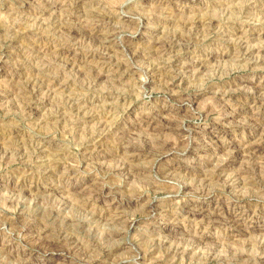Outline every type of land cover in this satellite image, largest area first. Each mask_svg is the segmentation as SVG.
I'll list each match as a JSON object with an SVG mask.
<instances>
[{
    "label": "rangeland",
    "instance_id": "obj_1",
    "mask_svg": "<svg viewBox=\"0 0 264 264\" xmlns=\"http://www.w3.org/2000/svg\"><path fill=\"white\" fill-rule=\"evenodd\" d=\"M0 264H264V0H0Z\"/></svg>",
    "mask_w": 264,
    "mask_h": 264
},
{
    "label": "bare ground",
    "instance_id": "obj_2",
    "mask_svg": "<svg viewBox=\"0 0 264 264\" xmlns=\"http://www.w3.org/2000/svg\"><path fill=\"white\" fill-rule=\"evenodd\" d=\"M75 20V19H74ZM254 36H256V35H254ZM260 39H262L261 37L260 38H258L257 37V40H260ZM252 40V39H251ZM251 40H250V43H251ZM250 43H249V39L247 40V41H245V43H244V45H246L245 47H244V49H245V51H246V53H245V55H247L249 52H251V50L253 49V47H251V45H250ZM241 45V44H240ZM157 51V50H156ZM239 53V52H238ZM250 54V53H249ZM244 58V57H243ZM103 59V58H102ZM109 63V62H108ZM109 65V64H108ZM198 65V64H197ZM194 67H193V64H190V63H186V64H183V66H182V70L183 71H189V70H191V69H193ZM196 68V67H195ZM184 73H186V72H184ZM189 73V72H188ZM255 147H256V145H254ZM157 147H159V148H157L158 150H159V152H157V154L160 156V158L161 157H164V156H167V152H165L166 151V149H165V147H164V145L163 144H158L157 145ZM246 150H248V151H251L252 153L251 154H253V153H255L256 151H252V150H254L253 149V146H251V145H247L246 146ZM155 152H156V150H155ZM129 153V156L127 157V159H129V161H128V163L130 164V162L134 159V158H136L137 157V154H135V153H132L131 151L130 152H128ZM158 157V156H157ZM232 158H237V155L235 154V153H232V156H231ZM220 167V166H219ZM225 167H228V168H231V169H235L236 168V166L235 165H233V163L232 162H229L228 164H227V166H225ZM225 169L226 168H222V167H220L219 169H217V171L218 172H220L219 174H218V176L219 177H224V174H222V172H224L225 171ZM241 169V168H240ZM242 169H243V167H242ZM120 170V169H119ZM222 171V172H221ZM242 174H244V172L243 171H240L239 169H238V171H237V173H234L233 175L231 174V175H229L228 177H227V182H228V185H230V186H233L235 183H237L238 181H240V179H241V175ZM200 213V212H199ZM201 214V213H200ZM263 263V262H262Z\"/></svg>",
    "mask_w": 264,
    "mask_h": 264
}]
</instances>
